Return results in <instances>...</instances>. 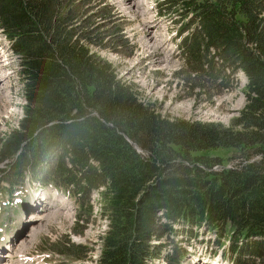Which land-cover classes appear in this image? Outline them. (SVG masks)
<instances>
[{
  "label": "trees",
  "instance_id": "1",
  "mask_svg": "<svg viewBox=\"0 0 264 264\" xmlns=\"http://www.w3.org/2000/svg\"><path fill=\"white\" fill-rule=\"evenodd\" d=\"M89 1L0 0V32L22 58L27 100L19 127L0 138V161L11 167L0 170L5 190L26 174L45 183L58 177L83 205L88 189L102 184L109 219L102 264H146L144 246L163 229L160 208L169 219L205 220L232 232L235 264L250 261L244 248L262 258L264 0H157L159 13L181 21L186 79L223 89L238 70L245 74V102L230 127L169 119L138 101L135 84L122 83L93 51L105 46L102 26L114 14L98 2L88 10ZM218 149L236 150L239 165L201 169L221 163L208 154ZM52 166L57 176L47 170Z\"/></svg>",
  "mask_w": 264,
  "mask_h": 264
},
{
  "label": "rangeland",
  "instance_id": "2",
  "mask_svg": "<svg viewBox=\"0 0 264 264\" xmlns=\"http://www.w3.org/2000/svg\"><path fill=\"white\" fill-rule=\"evenodd\" d=\"M107 1L116 9L113 15L114 20L109 23L104 21L106 24L102 26V29H106L103 34L108 37L107 42L104 39L102 43L105 46H94L93 51L109 62L117 73L119 71V76L136 83L140 101L150 105L154 111L169 119L211 122L221 127H230L231 121L237 117L245 102L247 83L245 74L238 70L230 76L228 86L223 89L203 81L199 82L196 76L191 75L189 79H186V69L177 51L179 48H177L176 32L181 24L180 20L175 22L176 17L164 13L158 14V10L153 6L155 0ZM95 2L96 0L88 2V10ZM112 35L114 39L110 38ZM7 42L8 39L0 33L1 59L3 53L9 57L7 68H4V65L2 68L3 62L0 64L2 70L0 74L1 72V75L7 74V78L3 75L4 84L0 85L2 88L0 89V138H7L13 129L16 130L19 127L24 103L23 81L21 78L18 80L16 71L17 60L4 52ZM193 154L205 153L194 152ZM208 154L222 158L221 163L213 162L210 167L199 165L201 169L209 172L220 173L240 163L238 154L233 149H218ZM6 163L7 161H0V170L11 168ZM54 168L52 166L47 170H52L54 174L51 175L57 176ZM28 175L31 174L24 175L22 182L28 178ZM30 181L27 179L24 183L27 185L26 191L30 197L27 209H32L31 197L35 195L41 197V193H44V197L48 199L39 202L40 210L38 211L43 213L38 219L39 216L34 211L25 215L27 206L23 208L19 204L9 202V206L2 207L0 209L2 246L7 244L6 242L11 244L9 240L13 241L14 238V251L18 249L12 257L17 260L18 255L22 254L28 258L26 259L29 261L28 264H102L101 233L109 225L100 194L103 185L98 184L88 189L86 196L81 200L83 205H78L70 192L71 188H65L63 180L58 177L55 180L50 178L52 185L61 186L57 187V196H54L51 184L44 188L38 182ZM47 203L52 206L48 208ZM89 207H91L90 214H87ZM157 210V225L163 229L158 233L159 239H156L158 236L150 237L144 246L148 245L144 259L146 264H149L147 262L149 260L164 261L163 255H167L164 252L168 248H170L169 254L174 258V264L175 261H180L179 264H191L194 260L191 252L199 256L208 253L214 255L220 264H230L232 252L228 251L223 256L221 247V243H224L226 239L224 234L230 231L221 227L218 228L221 234L214 233L213 230L207 231V226L210 228V225L205 220L200 222L195 218L169 219L165 216L164 210L161 208ZM78 214L82 216L79 223L76 222ZM35 216L36 218L33 219L32 217ZM179 232L188 238L182 246L171 238V235ZM9 237L12 238L9 239ZM214 237L221 242L219 245L213 240ZM231 241H234L233 237ZM235 242L240 243L239 240ZM241 242H248V239H241ZM63 245L71 247L65 250ZM244 250L243 256H250V261L245 264H264V256L261 258L257 255H249L246 248ZM237 251L239 252L240 249L237 248ZM10 253L8 252V256ZM3 254L7 257L6 253ZM5 261L9 262V259Z\"/></svg>",
  "mask_w": 264,
  "mask_h": 264
},
{
  "label": "bare ground",
  "instance_id": "3",
  "mask_svg": "<svg viewBox=\"0 0 264 264\" xmlns=\"http://www.w3.org/2000/svg\"><path fill=\"white\" fill-rule=\"evenodd\" d=\"M153 6L155 7V5L153 4ZM152 38V37H151ZM177 49V48H176ZM2 62H4V59H1V56H0V64H2ZM2 66V68H3V64L1 65ZM0 71H2L1 69H0ZM1 74H2V72H1ZM0 74V85L1 84H4L3 83V81H4V78H3V75L6 77V73L5 74H3V75H1ZM119 77H121L124 81H128L126 78H124L123 76H119ZM7 78V77H6ZM22 80V79H21ZM23 81V80H22ZM130 82H132V81H130ZM129 81H128V83H130ZM134 83V82H133ZM135 84V86H137L136 85V83H134ZM23 86H24V84H23ZM138 87V86H137ZM0 89H2V88H0ZM140 97V96H139ZM141 98H139V100H140ZM142 102V101H141ZM144 103V102H143ZM146 104V103H145ZM47 204H49V203H47ZM46 212V211H45ZM43 213V212H42ZM42 213H36V215H38L39 217H38V219L41 217V215H42ZM33 218V217H32ZM35 218H36V216H35ZM42 220V219H41ZM43 221V220H42ZM39 234V233H38ZM26 243V242H25ZM25 243H23V247H24V245H25ZM9 247H11V249H9L8 250V248L6 247L4 250L6 251V250H8L7 252H6V254H7V257L2 253V251L0 252V264H15V262H16V260L12 257L13 256V254H14V256H15V253H16V250L18 249H16L15 251H14V241L11 243V245L9 246ZM19 247V246H18ZM25 248V247H24ZM14 251V252H13ZM8 252H11L10 253V256H8ZM6 259H9V262H6L5 260ZM13 259H14V261H13Z\"/></svg>",
  "mask_w": 264,
  "mask_h": 264
}]
</instances>
